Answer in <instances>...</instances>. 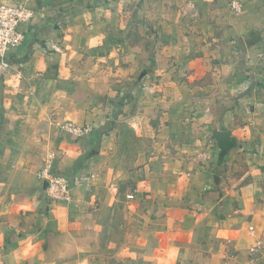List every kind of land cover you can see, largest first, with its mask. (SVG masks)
Segmentation results:
<instances>
[{"label":"crops","instance_id":"crops-1","mask_svg":"<svg viewBox=\"0 0 264 264\" xmlns=\"http://www.w3.org/2000/svg\"><path fill=\"white\" fill-rule=\"evenodd\" d=\"M212 1L0 0L35 11L0 57V264H264L249 253L264 240V157L251 162L244 142L250 97L232 98L242 111L231 112L216 89L232 82L205 80L200 52L225 39L248 55L264 40V0L206 23L196 10ZM67 123L91 129L78 140ZM121 127L152 141L122 179L110 161ZM219 129L240 140L236 161L218 153ZM49 154L69 200L48 199L37 176Z\"/></svg>","mask_w":264,"mask_h":264},{"label":"rangeland","instance_id":"rangeland-1","mask_svg":"<svg viewBox=\"0 0 264 264\" xmlns=\"http://www.w3.org/2000/svg\"><path fill=\"white\" fill-rule=\"evenodd\" d=\"M214 1L215 0H213L211 4L205 3L204 6L200 5L198 7V10H196L197 11L196 15L199 18L200 17L205 18L206 23H211L213 18L215 16H218L219 14H225V16H227V18L231 20L232 17H237V14H240L239 12H241V11L236 12L234 10L233 12L231 7H229L231 11L228 12L227 7L228 5L230 6L231 3L242 4L243 2L242 0H224L223 6H220L217 10H214L215 8L213 6ZM207 25L204 26L206 29L205 34L208 33H213L214 35L220 33L226 34V32L223 31L225 30L223 29L224 26L222 27L213 26L212 24L208 26ZM198 28L199 30H201V27ZM195 35L201 36L200 33L198 32H195ZM156 43L157 42H154V46L156 49L157 48L159 49L161 48L164 41L159 40L158 44ZM242 43L243 42L240 40L237 42H233L231 44L228 40L220 39L213 44L211 43L207 45L208 48L204 47L206 48L205 50L204 49L200 50L201 53H203L204 51V58H202V62H201V69L203 70V72H206V74L203 75V78L205 80L210 81L211 83H215V84L224 83L225 86H227L228 82L230 81L232 82L231 85H228L227 88L216 89L217 93L220 96L222 94L227 95L226 98L228 100L229 109L231 108L230 109L231 112L241 110L240 107L237 106V104L235 103L233 104L232 98L236 100L237 98L250 97L249 99L250 103L248 104V106H246L247 108H245L244 111L247 112V114H249L246 119L244 117L245 123L246 125H248L249 128V137H246L247 139H245L244 142H245V146L248 144L247 146L249 147L248 150L250 151V156H251L249 160L251 162H254L257 159L256 156H259L260 158L264 157V40L258 41L257 43L251 45V47L248 48V55H247V51L242 50L243 47ZM174 60H175L174 58L170 59V64H169V67L171 68L172 71L178 69V66L175 64ZM247 62L249 64V70H248L249 73L246 72L244 73L242 68L246 69L245 66ZM243 63H245L244 66ZM167 68L168 65L166 67V70ZM209 68H211V70ZM180 77H181L180 75L179 77H175V78L171 77V80L173 81L178 78L181 79ZM242 79L246 80L247 82H250V88H249L250 90L249 89L243 90L241 88L238 89L236 88V86H234L235 84L238 83V81ZM155 122L156 119L150 121L149 123L150 125H156ZM230 122L233 124L234 127H238V125L240 124L239 120L237 119L232 120ZM221 124L223 123H220V126ZM124 128L125 127H121V130H123V132H125ZM125 133L126 134H124L122 138H119V145L110 158L112 164L113 163L115 164L114 166L115 169H112L111 172L112 176H116L117 178L120 179L127 176L128 172L130 173L131 170H129L124 166H127L131 162V160L134 158L135 155L134 153L136 150L139 151L140 154H143L142 155L143 160L147 159V156L145 155L150 153L152 150V146H151L152 141L150 137L148 138L140 137L137 139L127 134V132ZM218 133H219L218 153L220 154L221 158L223 159L225 156H227L226 158H228L229 160L234 159V161H236L237 160L235 157L236 154L235 153L232 154L231 157H229L230 156L229 154L237 149L238 142H240V140L235 136L231 137L229 135V130L227 129L225 130L219 129ZM239 145L241 146V144ZM256 146L261 147L260 155L253 153L256 149ZM226 158H224L223 160L226 161ZM56 159L59 160V166L66 165V162L63 160L62 155L59 154V156H57V154L55 153V160ZM231 163L233 162L231 161ZM263 242L261 240L255 241L254 244L249 248L250 255L256 256L258 254H261L262 252L264 253Z\"/></svg>","mask_w":264,"mask_h":264},{"label":"built area","instance_id":"built-area-1","mask_svg":"<svg viewBox=\"0 0 264 264\" xmlns=\"http://www.w3.org/2000/svg\"><path fill=\"white\" fill-rule=\"evenodd\" d=\"M232 10L239 12L238 3H232ZM35 16V11L26 5H0V57L9 48L19 46L23 41V33L20 31V24L31 20ZM57 49L56 47H54ZM75 139L84 137L90 131L87 124L76 125L67 123L62 126ZM80 140V139H79ZM37 176L45 185V192L48 199L52 201L69 200L72 183L64 174L54 170L53 157L48 155L44 165L38 171ZM252 230L253 228L250 227Z\"/></svg>","mask_w":264,"mask_h":264}]
</instances>
